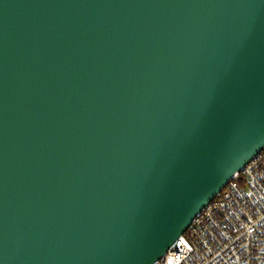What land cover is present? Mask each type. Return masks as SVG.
<instances>
[{"label": "water", "instance_id": "water-1", "mask_svg": "<svg viewBox=\"0 0 264 264\" xmlns=\"http://www.w3.org/2000/svg\"><path fill=\"white\" fill-rule=\"evenodd\" d=\"M264 147V0H0V264H154Z\"/></svg>", "mask_w": 264, "mask_h": 264}, {"label": "built area", "instance_id": "built-area-1", "mask_svg": "<svg viewBox=\"0 0 264 264\" xmlns=\"http://www.w3.org/2000/svg\"><path fill=\"white\" fill-rule=\"evenodd\" d=\"M154 264H264V147Z\"/></svg>", "mask_w": 264, "mask_h": 264}]
</instances>
